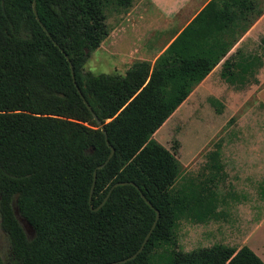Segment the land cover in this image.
I'll use <instances>...</instances> for the list:
<instances>
[{
    "label": "trees",
    "instance_id": "16d2710c",
    "mask_svg": "<svg viewBox=\"0 0 264 264\" xmlns=\"http://www.w3.org/2000/svg\"><path fill=\"white\" fill-rule=\"evenodd\" d=\"M107 1L0 0V228L10 241L9 264L125 258L140 246L155 210L157 220L141 251L119 264H264L245 245L177 248L181 219L203 223L219 215L220 144L207 150V173L200 180L182 177L175 152L152 137L260 8L255 0H214L151 68L133 60L123 74H94L83 65L107 35ZM113 1L122 7L131 2ZM259 42L264 47V36ZM252 60L236 50L223 60L219 75L229 81L234 69L243 74ZM110 146L112 155L97 168ZM121 181L132 184L114 186L93 210ZM260 193L264 198V184Z\"/></svg>",
    "mask_w": 264,
    "mask_h": 264
},
{
    "label": "rangeland",
    "instance_id": "374dc122",
    "mask_svg": "<svg viewBox=\"0 0 264 264\" xmlns=\"http://www.w3.org/2000/svg\"><path fill=\"white\" fill-rule=\"evenodd\" d=\"M148 0H131L122 7L108 0L104 7L107 35L93 50L83 65L94 74L117 72L123 74L133 60H141L152 67L153 58L169 31L154 30L153 24H143V7ZM133 10L125 17L122 13ZM125 18V19H124ZM143 18V19H142ZM142 22V23H141ZM246 47L242 56H250L252 69L234 76L218 79V69L201 83L187 100L176 108L154 132L153 138L174 151L182 164V177L205 178L207 150L220 144L223 176L215 184L218 197L216 219L192 223L181 219L175 232L179 249L188 251L222 241H232L264 214V198L260 186L264 184V107L254 92L260 79L264 82V48L259 38ZM242 48V47H241ZM261 67L258 71L256 67ZM218 68V67H217ZM13 211L27 237L32 229ZM7 234L0 228V259L9 264L11 247Z\"/></svg>",
    "mask_w": 264,
    "mask_h": 264
},
{
    "label": "crops",
    "instance_id": "0c3cea01",
    "mask_svg": "<svg viewBox=\"0 0 264 264\" xmlns=\"http://www.w3.org/2000/svg\"><path fill=\"white\" fill-rule=\"evenodd\" d=\"M213 1L214 0H148L150 5L142 8V11H144L143 14L146 16V19L142 18L143 24L148 27L150 24L154 23L153 26L155 31L157 28L161 32L164 30L169 31L168 38L162 43V47L158 49L153 61L167 46V44L175 36L180 34L188 25H190L191 22L208 6V4ZM255 4L256 7L258 6L260 8V14L249 25V27L243 33H241L239 39L228 50L225 56L220 59V61L198 83V85H196V87L206 81L208 77H211L212 72L216 69L219 70L217 73V78L219 80L222 79V77L219 75V72L223 60L236 50L238 51V54H240L243 49V51L246 52V47L250 46L249 44H251L254 39L259 38L260 40V38L264 36V0H255ZM132 10L133 8H130V10L126 13L123 12V17L127 16ZM262 66H264V62L262 63ZM256 68L258 71L261 69V67L258 66ZM249 69H252V67L250 66ZM247 71L249 72L250 70ZM255 77H257L258 80L260 79V81L258 86H256L254 95L257 101L264 107V82L259 77V74L256 73ZM194 89L190 92V94L194 91ZM189 95L185 98L186 100ZM232 238L234 239L228 242L229 244H226V241H222L220 243L235 248L245 245L264 263V214L256 222L249 225L242 234H236V236H233Z\"/></svg>",
    "mask_w": 264,
    "mask_h": 264
},
{
    "label": "water",
    "instance_id": "95a60500",
    "mask_svg": "<svg viewBox=\"0 0 264 264\" xmlns=\"http://www.w3.org/2000/svg\"><path fill=\"white\" fill-rule=\"evenodd\" d=\"M32 4L34 5V2H33ZM33 13H34L35 17L37 18L35 10H34ZM69 66H70L71 77H72V79H73V73H72L71 65L69 64ZM73 82H74V81H73ZM77 92H78L79 95L81 96V93H80V91L78 90V88H77ZM83 101L85 102V100H83ZM85 104H86V102H85ZM94 118H95L97 124L99 125L101 132H102L103 135H104L105 142L108 144V141L106 140V133H105V130H104L103 125H102V124L96 119L95 116H94ZM109 148H110L109 154L107 155V157L105 158V160H104L101 164H99V165L97 166V168H98V167H102V166L107 162V160L110 158V156L112 155V153H113V149H112L111 146H110ZM94 177H95V171H93V179H92V183H91V185H90V189H89L88 201L90 200V196H91V192H92V188H93V184H94ZM121 184H132V182L121 181V182H115V183H113V184L109 187V189L107 190V192H106L104 198H103L102 201L98 204V206H97L96 208H92V209L95 210V209H97L98 207H100V206L102 205V203L105 201V199L107 198V196L109 195L110 190H111L114 186H116V185H121ZM145 202H146L149 206H151L150 203H149L147 200H145ZM157 217H158V212L155 210V217H154V220L152 221L151 226H150L148 232L146 233V235L144 236V238H143V240H142L140 246L137 248V250H136L135 252H133L132 254H130L129 256H127V257H125V258H122V259H119V260H116V261L105 262V263H102V264H119V263H123V262H125V261H127V260H130V259L134 258V257L137 255V253L141 251V249H142V247H143V245H144V243H145L147 237L149 236V234H150L152 228H153L154 225H155V222H156V220H157Z\"/></svg>",
    "mask_w": 264,
    "mask_h": 264
}]
</instances>
